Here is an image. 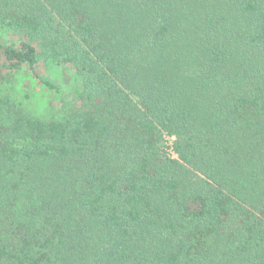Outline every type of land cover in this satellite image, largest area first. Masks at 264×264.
Masks as SVG:
<instances>
[{"label":"trees","instance_id":"trees-1","mask_svg":"<svg viewBox=\"0 0 264 264\" xmlns=\"http://www.w3.org/2000/svg\"><path fill=\"white\" fill-rule=\"evenodd\" d=\"M40 65L77 105L0 88V264H264V0H0Z\"/></svg>","mask_w":264,"mask_h":264},{"label":"rangeland","instance_id":"rangeland-1","mask_svg":"<svg viewBox=\"0 0 264 264\" xmlns=\"http://www.w3.org/2000/svg\"><path fill=\"white\" fill-rule=\"evenodd\" d=\"M21 36L7 33L4 42L17 44ZM44 79L58 87L59 92L47 90L33 79L29 73L21 71L15 74L11 84H0L2 91L7 92L20 103L24 111L35 119L60 118L77 105L74 99L77 82L73 71L68 68H54L40 65L38 67Z\"/></svg>","mask_w":264,"mask_h":264}]
</instances>
